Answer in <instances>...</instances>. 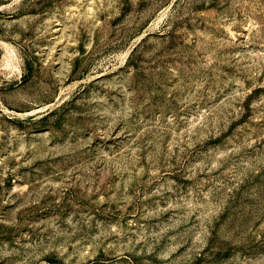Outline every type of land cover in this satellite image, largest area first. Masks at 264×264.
Instances as JSON below:
<instances>
[{
  "label": "rangeland",
  "instance_id": "obj_1",
  "mask_svg": "<svg viewBox=\"0 0 264 264\" xmlns=\"http://www.w3.org/2000/svg\"><path fill=\"white\" fill-rule=\"evenodd\" d=\"M0 264H264V0H0Z\"/></svg>",
  "mask_w": 264,
  "mask_h": 264
}]
</instances>
